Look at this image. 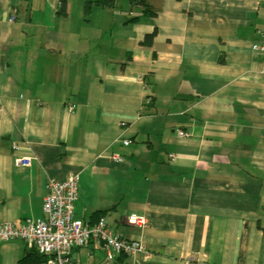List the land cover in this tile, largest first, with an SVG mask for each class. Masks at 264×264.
<instances>
[{
  "label": "crops",
  "instance_id": "0c3cea01",
  "mask_svg": "<svg viewBox=\"0 0 264 264\" xmlns=\"http://www.w3.org/2000/svg\"><path fill=\"white\" fill-rule=\"evenodd\" d=\"M85 1L0 0V223L43 217L47 181L78 174L76 219L142 243L135 264H264L260 0ZM42 262L0 240V264Z\"/></svg>",
  "mask_w": 264,
  "mask_h": 264
},
{
  "label": "built area",
  "instance_id": "2783aa9c",
  "mask_svg": "<svg viewBox=\"0 0 264 264\" xmlns=\"http://www.w3.org/2000/svg\"><path fill=\"white\" fill-rule=\"evenodd\" d=\"M264 8V0H260ZM14 17H9L13 21ZM1 21V16H0ZM255 54L264 56V32L260 42L251 45ZM180 137L187 134L178 130ZM130 144L123 140V145ZM117 161L122 158L117 157ZM29 159H18V166H28ZM78 174L70 175L65 181L49 179L46 183V195L42 205L43 217L27 218L19 224L13 222L0 223V240H21L38 255L42 256V264H77L73 250L95 243L100 246L107 263L124 256L135 264L141 256H149V251L139 241L125 238L114 232L106 216H101L92 225H85L76 219L74 203L78 197ZM126 221L128 225L145 228L146 218L142 215L130 214Z\"/></svg>",
  "mask_w": 264,
  "mask_h": 264
},
{
  "label": "trees",
  "instance_id": "16d2710c",
  "mask_svg": "<svg viewBox=\"0 0 264 264\" xmlns=\"http://www.w3.org/2000/svg\"><path fill=\"white\" fill-rule=\"evenodd\" d=\"M137 0H130V2L133 4L134 2H136ZM114 2L115 0H86L85 3H84V9H85V12H87L91 6V4L93 3H98L99 5H101L102 7H106V8H111L114 6ZM63 13H65V9H63ZM152 37V36H151ZM151 37H148L146 40H145V43H149L150 42V39ZM103 216V215H101ZM99 216L98 219L101 217ZM97 219V220H98ZM96 220V221H97ZM36 253V252H35ZM37 257L40 259V262H44V260H42V256L38 255L36 253Z\"/></svg>",
  "mask_w": 264,
  "mask_h": 264
}]
</instances>
